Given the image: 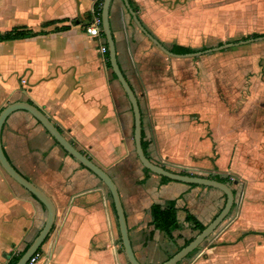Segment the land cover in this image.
I'll return each mask as SVG.
<instances>
[{
    "label": "crops",
    "instance_id": "obj_1",
    "mask_svg": "<svg viewBox=\"0 0 264 264\" xmlns=\"http://www.w3.org/2000/svg\"><path fill=\"white\" fill-rule=\"evenodd\" d=\"M97 1L0 0V35L8 37L0 41V110L15 101L34 105L101 167L117 188L136 259L160 264L198 233L187 218L207 225L225 197L215 188L163 181L140 164L131 104L105 38L85 31ZM129 1L169 52L235 42L211 46L220 18L210 9L200 14L193 7L198 0ZM109 25L119 69L139 106L145 155L175 172L227 178L234 192L228 216L178 264H264V78L244 77L254 68L238 57L254 42L170 56L137 28L122 0H112ZM1 145L10 164L55 207L37 264H128L107 188L31 114L17 110L7 117ZM170 200L178 227L169 236L154 228L151 206ZM45 218V207L0 168V259L14 243L32 242Z\"/></svg>",
    "mask_w": 264,
    "mask_h": 264
},
{
    "label": "water",
    "instance_id": "obj_2",
    "mask_svg": "<svg viewBox=\"0 0 264 264\" xmlns=\"http://www.w3.org/2000/svg\"><path fill=\"white\" fill-rule=\"evenodd\" d=\"M111 2L112 0H103L101 3V10H100L101 31L106 41V47H107L109 62L112 71L116 76L118 82L120 83L123 91L127 95L128 100L131 104L133 118H134V130H133L134 147H135L136 156L140 164L143 166V168H145L149 172L167 178L169 180L178 181L190 185L215 188L221 191L225 197L224 204L220 209V211L217 213V215L207 225H205L204 228L201 231H199L190 240L188 244L181 247L171 257H169L164 262L160 263V264H178L182 260L186 259L188 255H190L194 251H198L199 247L205 243L207 238L218 228V226L228 216L234 204V200H235L234 192L232 187L227 183L219 182L217 180L210 179L208 177H201L192 174H182L179 172L169 170L151 161L144 154L141 145V116H140L137 99L135 93L133 92L127 80L125 79L124 75L122 74L121 70L119 69L116 59L115 44L109 25V11H110ZM122 2L125 9L128 11L131 18L133 19L137 28L160 50H162L164 53L170 56L195 57L206 53L220 51L234 46H239L247 43L264 40V34H262L253 38L242 39L235 42H227L219 46H215L201 51H195L186 54L172 53L166 50L164 46L143 27L138 17L136 16L135 11L131 7L129 0H122ZM17 110H24L29 114H31L67 154H69L81 166H83L92 174H94L103 183V185L107 188L110 194L113 207L116 213L121 246L123 249V254L125 256V259L128 264H141L136 259L133 250L131 248L123 207L119 198L117 188L111 177L101 167H99L91 159H89L83 152L77 149L67 138H65L63 134L55 127V125L47 118V116L43 112H41L34 105L22 101H15L8 103L0 110V168L9 178H11L14 182H16L22 188H24L29 194H31L45 207L46 218L36 237L32 240V242L28 244L27 248L18 258L15 264H26L28 262L30 257L36 251H38V249L44 243L45 239L47 238L48 234L50 233L53 227L55 220V207L51 199L43 191H41L38 187H36L33 183H31L29 180L23 177L10 164V162L7 160V158L4 155L1 145V130L7 117L11 113Z\"/></svg>",
    "mask_w": 264,
    "mask_h": 264
},
{
    "label": "rangeland",
    "instance_id": "obj_3",
    "mask_svg": "<svg viewBox=\"0 0 264 264\" xmlns=\"http://www.w3.org/2000/svg\"><path fill=\"white\" fill-rule=\"evenodd\" d=\"M182 5L186 9L188 8L187 3ZM193 7L199 9L197 11L200 14H207L203 13L202 9L205 11L210 9L209 14H216V18H220L216 41L211 46L215 45L217 41H237L243 37L253 38L254 35L264 34V0H198L193 4ZM219 38H222V40H219ZM245 48L248 49L247 52L238 57L247 60L249 68H254V71L249 70L243 76L247 78L252 76L257 79L264 78V40L249 44ZM234 50L238 52L239 49ZM232 53L235 52L232 51ZM217 55L220 54H215V56ZM261 80L264 81V79ZM248 87L249 83L244 80L241 83V90L247 91ZM216 91L218 92L219 88H216ZM25 245L26 242L14 243L7 249V257H1L0 264H8V255L15 256L23 250ZM193 254L185 260L191 259Z\"/></svg>",
    "mask_w": 264,
    "mask_h": 264
},
{
    "label": "trees",
    "instance_id": "obj_4",
    "mask_svg": "<svg viewBox=\"0 0 264 264\" xmlns=\"http://www.w3.org/2000/svg\"><path fill=\"white\" fill-rule=\"evenodd\" d=\"M129 3H130V1H129ZM130 5H131V3H130ZM94 9L97 10V13L100 14V9H101L100 2L97 1L95 3ZM254 36L256 37V35H254ZM7 38L8 37L0 35V41L5 40ZM243 39H247V38H243ZM195 51H196L195 49L183 48V47H177L176 49H174L175 53H184V54L195 52ZM142 148H143V146H142ZM143 152H144V148H143ZM144 154H145V152H144ZM145 171L148 172L146 169H145ZM181 173L187 174L185 172H181ZM209 178L217 180L219 182L227 183V184L230 183L229 179L222 178V177H219L217 175H213V176L209 175ZM161 179L163 181H169V179L164 178V177H161ZM151 213H152V224H153L155 229L162 231V232H164L170 236V231L172 229H176L178 227L177 218H176V208H175V203L173 200L168 201L164 205L153 204L151 206ZM187 219L193 223L194 229H197L198 232L204 228V226L199 224L198 221H196L194 218L189 217ZM190 240H187L184 245L188 244L190 242ZM27 246L28 245H26L24 250L27 248ZM24 250H22L21 252H19L15 256L14 255L13 256L8 255V264H15L16 261L18 260V258L24 252ZM38 251H41V247L38 249ZM191 255H192V253L190 255H188V257H190Z\"/></svg>",
    "mask_w": 264,
    "mask_h": 264
},
{
    "label": "built area",
    "instance_id": "obj_5",
    "mask_svg": "<svg viewBox=\"0 0 264 264\" xmlns=\"http://www.w3.org/2000/svg\"><path fill=\"white\" fill-rule=\"evenodd\" d=\"M103 0H98L100 2V5ZM85 31L89 36L92 37H99L101 35V18L99 13H95L89 24L85 27ZM106 51L105 46L100 47V52L103 54ZM42 257L41 251H36L28 260L26 264H37V262L40 260Z\"/></svg>",
    "mask_w": 264,
    "mask_h": 264
}]
</instances>
